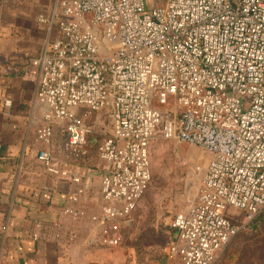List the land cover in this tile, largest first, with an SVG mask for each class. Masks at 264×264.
<instances>
[{
  "label": "built area",
  "instance_id": "1",
  "mask_svg": "<svg viewBox=\"0 0 264 264\" xmlns=\"http://www.w3.org/2000/svg\"><path fill=\"white\" fill-rule=\"evenodd\" d=\"M58 35L25 72L36 83L44 124L36 139L64 134L59 159L40 150L50 175L88 185L91 128L103 165L102 204L89 217L102 243L116 246L151 179L149 143H185L209 156L192 203L175 214L168 255L176 264H214L264 209V0H57ZM9 106V101H5ZM241 214L229 218L228 210ZM72 220L83 211L66 209ZM243 217V219H242ZM244 219L247 223H244Z\"/></svg>",
  "mask_w": 264,
  "mask_h": 264
},
{
  "label": "crops",
  "instance_id": "2",
  "mask_svg": "<svg viewBox=\"0 0 264 264\" xmlns=\"http://www.w3.org/2000/svg\"><path fill=\"white\" fill-rule=\"evenodd\" d=\"M27 13L22 20L21 10H6L0 0V264H132L117 256V245L102 243L89 219L102 204L101 171L88 170L85 192L72 202L83 182L50 175L37 160L40 150L63 159L65 138L55 126L51 145L36 139L45 109L36 100V83L25 72L52 39L53 19L36 25L35 12ZM71 169L86 172L76 164ZM66 209L83 211L84 216L72 220Z\"/></svg>",
  "mask_w": 264,
  "mask_h": 264
},
{
  "label": "rangeland",
  "instance_id": "3",
  "mask_svg": "<svg viewBox=\"0 0 264 264\" xmlns=\"http://www.w3.org/2000/svg\"><path fill=\"white\" fill-rule=\"evenodd\" d=\"M163 1L146 0V6L157 7ZM4 5L6 10H21L22 20L24 15H29L27 12L34 11L36 25L43 26L45 20L52 18V38L56 37V0H4ZM85 124L91 128L89 141H93L89 144L90 158L73 165L100 172L102 164L95 156V142L105 132V123L101 118L92 117ZM148 151L151 179L128 225L119 231L117 256L126 257L132 264H173L168 255L169 245L175 238L171 223L175 214L194 200L209 156L198 147L166 141L158 135L150 141ZM226 214L231 219L241 215L231 209ZM244 223H247L245 219ZM247 225L245 231L220 250L214 264H264V209Z\"/></svg>",
  "mask_w": 264,
  "mask_h": 264
},
{
  "label": "trees",
  "instance_id": "4",
  "mask_svg": "<svg viewBox=\"0 0 264 264\" xmlns=\"http://www.w3.org/2000/svg\"><path fill=\"white\" fill-rule=\"evenodd\" d=\"M254 219H255V218H254ZM254 219H253V220H254ZM253 220H252V221H253ZM252 221H251V222H252ZM247 226H248V225H247ZM247 226H246L244 229L240 230L237 234H239V233L242 232V231H245L246 228H247ZM249 228H251V227H249ZM237 234H236L235 236H237Z\"/></svg>",
  "mask_w": 264,
  "mask_h": 264
}]
</instances>
